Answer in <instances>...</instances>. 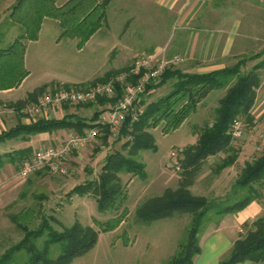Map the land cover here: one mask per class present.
I'll return each instance as SVG.
<instances>
[{"label":"trees","instance_id":"16d2710c","mask_svg":"<svg viewBox=\"0 0 264 264\" xmlns=\"http://www.w3.org/2000/svg\"><path fill=\"white\" fill-rule=\"evenodd\" d=\"M109 1L66 0L57 6L54 0H15L8 15L13 22L20 25L22 32L9 44L0 46V78L5 80L13 78L10 82H1L0 89L18 86L28 74L23 61L25 49L23 40L37 39L44 18L56 19L61 28L60 36L75 38L76 46L81 48L90 36L106 23V8ZM246 62L247 58L243 57L230 66L206 73L184 72L167 66L156 83L146 86L145 93L172 81L168 92L148 102L141 99L143 111L137 118L132 119L129 110L116 132L104 125L106 128L101 136L103 143L107 144L108 138L112 136L115 142L122 140L120 149L107 153L97 176L74 185L70 193L91 195L99 211L113 210L121 206L125 195L120 174L128 173L141 178L146 176L145 164L138 160L137 156L142 150H155L153 136L148 130L158 125H161L163 133L177 129L210 91L225 88L224 95L218 99V104L214 108L211 120L198 126L194 132L195 141L176 149L180 155L178 186L175 189L166 187L161 194L143 199L135 208L136 219L145 223L171 217L175 213L189 212L191 218L185 239L178 243L176 251L162 264H191L194 255L200 252L199 233L211 221V216H208L210 212L217 220L228 212L241 209L252 200L262 201L264 198V149L253 159L244 161L239 169L233 185L234 194L237 196L234 201L229 202L230 197L210 199L196 196L189 190L196 173L208 157L219 156V160L214 164V173H219L238 161L241 149L234 144L230 127L235 119L240 118H243L246 124L252 123L253 116L250 110L261 82L258 71L264 66L263 59L253 64L247 71H243L242 67ZM126 68L128 65L108 70L102 76L84 84L92 85L103 81L110 74ZM84 84L64 83L63 86L83 87ZM44 87L45 84L28 92L24 99L19 100V105L36 100ZM119 94L118 90L114 97H103L95 102L73 105L76 108L87 105L101 106L100 109H95L90 117L73 111L61 117H41L25 123L17 122L9 129L1 131L0 140L16 137L27 140L31 135L59 129H71L81 133L85 128L99 125L96 122L98 114L105 107L112 105ZM123 149H126V154L122 152ZM14 151V155H10L8 161L14 163L16 168L24 158L32 154L31 147L18 148ZM2 164L0 161V166ZM47 173L38 171L34 174ZM122 211H125L124 207ZM33 212V208L26 207L10 215L11 221L23 235L3 250L0 254V264H69L73 257L84 254L96 242L98 230L78 220L58 230L43 216L39 224L30 227L28 222H31ZM121 220L122 213L107 219L102 223L101 230L110 231ZM243 227L244 233L233 241L222 257L221 264H235L244 260L264 264V211L251 222L243 223ZM42 236L45 237L44 241L38 245L37 240ZM54 244L60 246V252L51 257L50 247Z\"/></svg>","mask_w":264,"mask_h":264},{"label":"rangeland","instance_id":"374dc122","mask_svg":"<svg viewBox=\"0 0 264 264\" xmlns=\"http://www.w3.org/2000/svg\"><path fill=\"white\" fill-rule=\"evenodd\" d=\"M9 2L0 0V33L4 35L2 37L3 35L0 34V46L7 45V42L22 32V28L8 15L10 10L5 6ZM113 14L115 20L111 21L108 12L107 23L82 51L76 53L72 47L70 49V46L66 45L65 49L68 51L66 60L49 61L47 65H44L36 59V56H33V49H30L32 58L29 57L28 60L31 70L29 77L19 87L15 86L17 88L12 93H0V133L23 119L26 120L25 122H29V120L39 118L36 114L27 112L26 106L37 103L46 91L63 86L54 79L50 80L45 84L36 100L19 105V100L24 99L27 91L39 81H46L53 75L66 79H87L80 83H69L84 84L105 74L103 72L109 67L111 68L108 70L119 69L126 65L129 68L134 58L129 60L128 53L132 49L135 52L145 49L140 45L133 46L130 51L128 50V27L125 26V18L128 14ZM12 25L15 28L11 27ZM108 48L109 50H107ZM62 52L64 53L66 50L63 49ZM263 59L264 56L258 60L247 62L245 64L248 65L247 69L246 66H243L242 70L247 71L253 64ZM258 72L263 83L261 86L259 85V89L257 88L256 98L250 110L253 121L246 124L245 120L240 118L244 136L234 141V144L241 149L238 161L219 173H214V164L219 160V156L205 159L196 173L192 185L189 186L193 195L210 199L230 197L229 202L234 201L237 196L234 194L233 185L239 169L244 161L253 159L264 149V68L259 69ZM12 79L0 78V83L10 82ZM171 83L172 81L167 82L166 85L163 84L155 90H153L154 88L150 89L148 93L142 95V100L148 102L164 95L170 89ZM87 86L89 85H83V87ZM224 93L225 88L210 91L197 105L196 110L175 130L163 133L161 125L148 130L153 136L155 150L145 149L138 152L137 156V159L145 164L146 176L141 178L128 173L120 174L125 199L121 206L113 210L99 211L96 201L91 195L70 193L74 185L97 176L107 153L120 149L122 140L115 142L112 136L108 138L107 144L103 143L104 140L101 136L106 128L104 125H98L99 134L92 143L72 152L67 162L68 171L64 175L47 173L43 175L31 174L27 178L20 177L17 174L18 168L14 163L9 162L8 158L10 155H14V148H23L25 145L33 146L34 144L25 142L21 137L0 140V161L3 163L0 166V254L23 235L22 231L11 221L10 215L29 207L34 210L31 222H28L30 227L39 224L44 216L58 230L63 226H70L75 220L84 225H91L98 230L93 247L84 254L73 257L69 264H162L176 251L178 243L185 239L191 214L189 212L175 213L171 217L145 223L136 219L135 208L143 199L161 194L166 187L175 189L178 186L180 171L173 167L176 158L172 157L170 153L173 149L176 150L178 147L195 141L194 132L197 131V127L211 120L218 99ZM73 105L67 104L66 107L62 105L61 108L67 110L65 113L76 111L87 117L92 116L95 109L101 108L98 105L79 108ZM60 111V108L54 110V116L61 117L65 114L61 115ZM61 130L64 134L67 131V129ZM40 146H43L42 143ZM122 152L126 154L127 151L123 149ZM177 156L180 157V155ZM262 202L264 204V198ZM123 207L125 211H122ZM120 213H122V220L114 229L101 230L103 222ZM208 216H211V221L199 233V240L204 229L214 224L213 222L216 220L212 212ZM242 233L244 230L240 231V234ZM44 238V236L40 237L37 244L41 245ZM59 252L58 244L50 247L51 257H55ZM257 264H263V262Z\"/></svg>","mask_w":264,"mask_h":264},{"label":"crops","instance_id":"0c3cea01","mask_svg":"<svg viewBox=\"0 0 264 264\" xmlns=\"http://www.w3.org/2000/svg\"><path fill=\"white\" fill-rule=\"evenodd\" d=\"M8 1L10 2L5 7L10 10L15 0ZM65 1L54 0L57 6ZM108 12L111 21L115 20L113 13L128 14L125 18V26L128 27L129 51L133 46H144L143 51L135 52L132 49L134 52L128 53L129 60L140 52L152 54L165 47L168 58L174 59L175 56L178 58L169 64L171 68L184 72L206 73L230 66L245 56L248 57L247 62L264 56V0H110L106 8V23ZM11 27L15 28L14 25ZM102 27L95 31L81 48H78L75 38L60 36L61 28L56 19L44 18L37 39L23 40L25 45L23 61L28 74L17 87L30 75L28 60L31 57V48L33 56L44 65L49 61L66 60L68 57L66 45L78 53L95 39ZM63 49L66 52L63 53ZM244 66L247 69L248 65ZM263 68L264 66L260 70ZM53 79L59 84L80 83L87 80L66 79L52 75L50 79L34 84L27 92ZM262 83L263 81L260 82V86ZM17 87L0 89V93H12ZM60 110L61 115L67 111L63 108ZM25 121L21 120V122ZM63 133L61 129L37 133L25 140L34 145L23 147H31L33 152L41 143L46 145L55 135ZM263 211V202L252 200L241 209L219 217L213 222L214 224L204 229L199 240L200 252L194 255L191 264H221L222 257L233 241L239 237L240 230L244 228L243 223L251 222L262 215ZM257 263L244 260L235 264Z\"/></svg>","mask_w":264,"mask_h":264},{"label":"built area","instance_id":"2783aa9c","mask_svg":"<svg viewBox=\"0 0 264 264\" xmlns=\"http://www.w3.org/2000/svg\"><path fill=\"white\" fill-rule=\"evenodd\" d=\"M175 60L178 58L175 56ZM166 56L165 47L152 54H137L129 68L110 74L105 80L98 81L87 87L60 86L46 91L37 103L28 104L25 110L41 117H55L54 110L63 104L95 102L98 98L119 96L112 105L105 107L96 119L99 125L109 126L113 132L122 124L130 110L132 119L143 111L140 104L146 86L156 83L165 68L174 60ZM234 140L244 136V129L240 119H235L230 127ZM99 134L98 126L85 128L79 133L68 129L65 134L55 135L53 140L33 150L32 154L24 158L18 166L17 174L27 178L38 171H47L51 175H64L68 171L67 162L72 152L92 143ZM171 156L176 160L173 167L180 170V160L175 149ZM240 231H243L241 229Z\"/></svg>","mask_w":264,"mask_h":264}]
</instances>
